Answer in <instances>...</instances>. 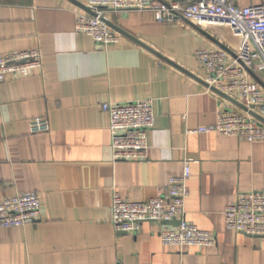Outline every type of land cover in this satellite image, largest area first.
<instances>
[{
    "label": "crops",
    "instance_id": "1",
    "mask_svg": "<svg viewBox=\"0 0 264 264\" xmlns=\"http://www.w3.org/2000/svg\"><path fill=\"white\" fill-rule=\"evenodd\" d=\"M83 7L81 0H0V54L42 56L40 68L0 83V201L36 192L41 205L24 227H0V264H264V237L228 230L222 215L239 193L264 192V143L196 132L219 111L242 109L208 89L194 53L233 55L237 38L224 26L161 24L149 11L130 10L106 14L118 42L101 47L75 30L77 15L88 14ZM140 99L152 100L154 114L147 158L113 162L101 105ZM39 117L49 129L32 134L29 120ZM186 161L185 219L213 233L214 246H164L162 222L113 229V192L147 201Z\"/></svg>",
    "mask_w": 264,
    "mask_h": 264
},
{
    "label": "built area",
    "instance_id": "2",
    "mask_svg": "<svg viewBox=\"0 0 264 264\" xmlns=\"http://www.w3.org/2000/svg\"><path fill=\"white\" fill-rule=\"evenodd\" d=\"M91 14L76 17L75 30L89 36L97 46L108 47L118 42L107 23L106 14L118 11H149L161 24L181 18L197 25L227 27L237 38L233 55L224 50L198 49L194 53L208 89L214 88L240 103L246 111L221 110L216 122L200 127L197 133L235 137L247 143H264V127L251 116V111L264 119V89L251 77L264 73V3L241 7L235 0H193L189 3H163L156 0H81ZM39 50H23L0 54V83L9 77L25 76L41 67ZM258 77V76H257ZM101 110L108 115L112 161L136 162L147 158V134L154 124L151 99L124 103H104ZM45 118L29 120L32 134L48 131ZM189 162L182 172L170 176L159 188L157 196L147 201L132 202L118 193L111 196V224L116 232L132 233L143 221H178L165 224L159 233L164 246L182 252L191 247L208 248L216 243L213 233L204 231L185 219V201L189 195ZM40 197L36 192L17 193L0 201V227L21 228L40 217ZM228 230L249 237H264V192L250 190L239 193L222 213Z\"/></svg>",
    "mask_w": 264,
    "mask_h": 264
},
{
    "label": "water",
    "instance_id": "3",
    "mask_svg": "<svg viewBox=\"0 0 264 264\" xmlns=\"http://www.w3.org/2000/svg\"><path fill=\"white\" fill-rule=\"evenodd\" d=\"M83 9L86 11V12H88V14H91V12L87 9V8H85V7H83ZM109 24V23H108ZM225 50V49H224ZM249 72V74L251 75V77L260 85V87H262L263 89H264V83L255 75V74H253L252 72H250V71H248ZM211 90L212 91H215V92H217V93H219V94H221L219 91H217V90H215L214 88H211ZM221 95H223V94H221ZM224 96V95H223ZM224 97H226V96H224ZM228 100H230L231 102H233L235 105H237L239 108H241L242 110H244V111H246V108L243 106V105H241L240 103H238V102H236L235 100H233V99H230L229 97H226ZM248 113L251 115V116H253L255 119H257L259 122H261V123H263L264 124V119L262 118V117H260L259 115H257V114H255V113H253V112H251V111H248ZM178 221H170V222H166V223H164V224H167V225H171V226H177L178 225Z\"/></svg>",
    "mask_w": 264,
    "mask_h": 264
},
{
    "label": "rangeland",
    "instance_id": "4",
    "mask_svg": "<svg viewBox=\"0 0 264 264\" xmlns=\"http://www.w3.org/2000/svg\"><path fill=\"white\" fill-rule=\"evenodd\" d=\"M257 76H260V77H262V76H261V74H259V73H257Z\"/></svg>",
    "mask_w": 264,
    "mask_h": 264
}]
</instances>
